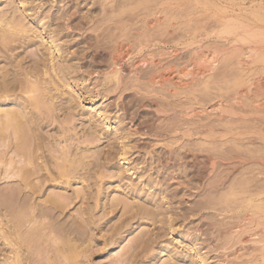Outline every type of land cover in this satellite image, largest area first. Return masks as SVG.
Masks as SVG:
<instances>
[{
  "label": "rangeland",
  "instance_id": "1",
  "mask_svg": "<svg viewBox=\"0 0 264 264\" xmlns=\"http://www.w3.org/2000/svg\"><path fill=\"white\" fill-rule=\"evenodd\" d=\"M248 2L0 0L26 29L9 48L0 30L15 80L0 120L25 130L0 123V264H264V93L246 92L264 76L214 34ZM83 154L75 178L57 175Z\"/></svg>",
  "mask_w": 264,
  "mask_h": 264
},
{
  "label": "bare ground",
  "instance_id": "2",
  "mask_svg": "<svg viewBox=\"0 0 264 264\" xmlns=\"http://www.w3.org/2000/svg\"><path fill=\"white\" fill-rule=\"evenodd\" d=\"M215 2V1H214ZM219 2V1H218ZM226 2V1H225ZM250 4H233L232 6H230V10L229 12H227L226 14H224L223 16H219V18L217 20H219V22H217L218 24L220 23V27L218 29V31H215V35L217 37V40H218V37H220L221 39L223 37H230V39H233V43H235V47L238 51V55H239V63L241 64L240 66L245 65L246 67L250 66V65H256L259 63V65L257 66L258 67V72H259V75H263L264 76V0H249ZM216 4V3H215ZM221 6V5H220ZM224 6V5H223ZM256 8H258V12H255L257 14H252L253 16H249V12L252 10H256ZM220 9V8H219ZM222 9H224L222 7ZM221 12V11H220ZM224 12V10H223ZM242 12V13H241ZM213 15V14H211ZM216 15V14H215ZM214 15V16H215ZM166 17V16H165ZM210 17V16H209ZM3 23H4V26L6 27H1L0 30H2V38H3V41H2V44L5 48H9L8 46L11 45L10 42H12L11 38H12V34L11 36H9V32L8 31H11L15 36L19 35L21 32H26V29L25 27L23 28L22 27V24L20 21L16 20V19H11V20H6V19H2L0 18ZM159 20V19H158ZM213 21V20H212ZM66 22V21H65ZM215 22V21H214ZM150 23V22H149ZM148 23V24H149ZM155 23V22H154ZM210 23V22H209ZM215 24V23H214ZM70 25V24H69ZM205 25V24H204ZM193 26V25H192ZM217 26V25H216ZM68 27V26H67ZM150 27V26H149ZM153 27V26H151ZM70 28V26H69ZM215 28V27H214ZM13 29V30H12ZM198 29V28H197ZM213 29V28H212ZM209 30V29H207ZM217 30V29H216ZM186 31V30H185ZM211 31V30H210ZM195 32V31H194ZM212 32V31H211ZM9 33V34H8ZM186 34V33H185ZM194 34V33H193ZM8 35L9 37L11 38H6L4 36ZM214 35V37H215ZM183 36V34H182ZM185 36V35H184ZM1 38V39H2ZM5 38V39H4ZM223 40V39H222ZM222 40H221V43H222ZM225 40V39H224ZM223 40V41H224ZM229 41V40H227ZM207 42V41H206ZM231 42V41H230ZM217 43V42H216ZM215 43V45H216ZM219 43V42H218ZM225 44V43H224ZM217 45H220V44H217ZM231 45V44H230ZM222 46V45H221ZM233 46V45H232ZM122 47V46H121ZM120 47V48H121ZM225 47V45H224ZM195 48V47H194ZM217 48V47H216ZM215 49V48H214ZM224 50V51H223ZM197 51V50H195ZM124 52V51H123ZM221 52H226L227 55L225 56V60H226V57L228 56V52L223 49V48H219V49H215L213 51V55L217 54L219 55V53ZM231 52V50H230ZM234 52V51H233ZM222 54V53H221ZM220 54V55H221ZM230 54V53H229ZM224 55V54H223ZM237 55V54H236ZM235 55V56H236ZM116 56V55H115ZM192 56V55H191ZM201 58V56H198V58ZM214 57V56H213ZM216 57V55H215ZM214 57V58H215ZM232 57V56H231ZM234 57V56H233ZM197 58V57H196ZM199 58V59H200ZM223 58V57H222ZM228 58V57H227ZM237 58V57H236ZM116 59V58H114ZM217 59V58H216ZM230 59V58H229ZM197 60V59H196ZM213 60V59H212ZM211 59L208 60L212 62ZM237 60V61H238ZM194 61V60H193ZM199 61V60H198ZM217 61V60H216ZM197 62V61H196ZM201 62V61H200ZM214 62V61H213ZM217 63V62H216ZM118 64V63H117ZM39 65V64H38ZM195 66V65H194ZM212 66V65H211ZM205 68V67H204ZM253 68V67H252ZM62 69V68H61ZM60 69V70H61ZM70 69V68H69ZM206 69V68H205ZM244 69V68H243ZM200 70V69H199ZM66 72V71H65ZM121 71L119 70H116L113 72V74H111V76L109 75L108 78H112V77H119L120 76V73ZM206 72V71H205ZM257 72V73H258ZM64 74V73H63ZM68 74V73H67ZM203 73H201L202 75ZM249 74V73H248ZM162 75V74H161ZM164 75V74H163ZM258 74H256V78L257 76L260 78L261 76H259ZM200 77V75H198ZM203 76V75H202ZM246 76V74H245ZM197 77V76H195ZM253 77V76H252ZM162 78V77H161ZM16 79V78H15ZM258 79V78H257ZM253 80V79H252ZM251 79L248 81V87H247V91L246 92H249L252 96H255L259 94L260 96V93L263 92L264 93V87L261 83H257V84H253L254 81H252ZM259 80V79H258ZM262 80V79H260ZM259 80V81H260ZM190 81V80H189ZM257 81V80H256ZM263 81V80H262ZM155 82V81H154ZM165 83V82H164ZM179 83V82H178ZM182 83V82H181ZM15 85V80L14 78L12 77L9 69L6 70L3 74L0 75V93H6L8 95H10V92H11V89L13 88V86ZM164 85V84H163ZM254 85V86H253ZM181 87V86H180ZM22 88H23V94L26 95L27 99L32 103V105H35L34 107L36 108H39L40 107V102H39V99H38V96H37V91L36 89L34 88V85L32 83H23L22 84ZM240 90V89H239ZM238 90V91H239ZM49 93V92H48ZM245 93V91H244ZM261 93V94H263ZM238 94V93H237ZM255 94V95H254ZM241 95V94H239ZM249 95V94H248ZM230 96V95H229ZM242 96V95H241ZM246 96V95H245ZM234 97V96H233ZM240 97V96H239ZM244 97V96H243ZM258 98V97H257ZM263 98V97H262ZM243 99V98H242ZM248 99V98H247ZM250 99V98H249ZM25 100V99H24ZM230 100V99H229ZM235 100L238 101L239 98H236L235 97ZM263 100L260 98V101ZM28 101V102H29ZM226 101V100H225ZM231 101V100H230ZM239 101H242V100H239ZM245 101V100H244ZM235 102V101H234ZM246 102V101H245ZM249 102V101H248ZM256 102V101H255ZM232 104V102H230ZM253 103V101H252ZM46 104V103H45ZM263 104V103H262ZM253 105V104H252ZM255 105V104H254ZM259 105V104H258ZM46 106V105H45ZM48 106V105H47ZM234 106V105H233ZM238 106V105H236ZM213 107V106H212ZM215 107V106H214ZM218 109L220 108L223 112L226 111V108L225 105H221L220 106H217ZM260 107V106H259ZM41 108V107H40ZM48 108V107H47ZM211 108V107H210ZM258 108V107H257ZM43 109V108H41ZM46 109V108H45ZM228 109V108H227ZM232 109V108H229V110ZM240 109V108H238ZM255 110V108H252ZM262 109V108H261ZM260 109V110H261ZM194 110V109H193ZM228 110V111H229ZM247 110V108H246ZM259 110V111H260ZM54 111V110H53ZM231 111V110H230ZM229 111V112H230ZM257 111V110H256ZM233 112V110H232ZM230 112V113H232ZM251 112V111H250ZM21 113V112H20ZM46 113V112H45ZM235 113V112H233ZM16 114V113H15ZM14 114V115H15ZM13 113L11 114H7V117H6V113H5V120L4 121H1L0 120V123L3 124L4 126V129H6L8 126L10 125H13L14 127V133L15 136L17 138H21V136L24 134L25 130L22 126V123L20 124V120L21 118L16 120V116H14ZM1 117V116H0ZM20 117V116H19ZM47 118V117H46ZM2 119V118H0ZM237 119V118H236ZM239 119V118H238ZM250 119V118H249ZM3 120V119H2ZM241 120V119H240ZM22 122V121H21ZM26 122V121H25ZM27 123V122H26ZM41 124V123H40ZM25 126V125H24ZM28 126V125H27ZM66 128V127H65ZM6 131V130H5ZM7 132V131H6ZM5 133H2L0 134V138H4ZM6 135V134H5ZM1 138V139H2ZM2 141V140H1ZM4 145V144H2ZM38 147H40V145H38ZM48 149V148H47ZM43 153V152H42ZM34 155V154H33ZM27 156H29L27 154ZM86 154H83L81 155L80 157H76L72 160H68V159H64L63 163H57L55 162V166L57 168V175L59 177H66L67 179L66 180H70L71 178H75L78 174L76 173H80L78 172L79 170V167H85L86 165V162H85V157ZM44 157V156H43ZM29 158V157H28ZM57 158V157H56ZM241 159V158H240ZM37 160H39V157H37ZM263 161V160H262ZM32 164V163H31ZM214 164V163H213ZM39 166V164H36V166ZM54 166V167H55ZM50 170V169H49ZM33 172V171H32ZM50 172V171H49ZM31 174H28L27 178H29ZM22 176V175H21ZM26 184V183H25ZM58 199V197H57ZM145 213L148 215L150 212L147 210L145 211ZM250 215V214H248ZM245 219V218H244ZM244 223L248 222V224H245L246 226H249L250 224L253 223V219H252V216H247V218L243 221ZM50 230V229H49ZM235 231L233 232V237L236 238L237 236H240L241 234L244 233L245 229H242L241 226H236ZM54 231V230H53ZM252 232V231H251ZM259 232L257 233H250L251 236L253 235H258ZM260 235V234H259ZM243 236V235H242ZM254 237V236H253ZM241 237H239L240 239ZM237 239V238H236ZM237 239V240H239ZM256 238H252L251 241L253 242H261V238L255 240ZM238 242V241H237ZM247 242V240H240V246H239V249H242L244 250L246 248L245 246V243ZM15 246V244H14ZM65 250H67L68 253L65 257H68L69 259H71L72 261H74L78 255L77 250L76 252H73V249L71 248V246L68 244L67 246L64 247ZM58 249V248H57ZM247 250V249H246ZM19 253V251H18ZM21 253V252H20ZM75 253V254H73ZM198 254V253H197ZM23 255V254H22ZM67 260V259H66ZM199 260H201V262L203 264H205V259L199 255ZM17 264V263H15Z\"/></svg>",
  "mask_w": 264,
  "mask_h": 264
}]
</instances>
